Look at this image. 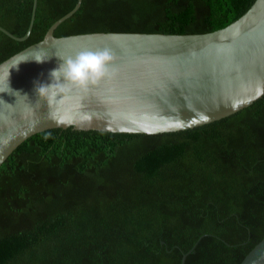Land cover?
Returning a JSON list of instances; mask_svg holds the SVG:
<instances>
[{
	"label": "trees",
	"instance_id": "16d2710c",
	"mask_svg": "<svg viewBox=\"0 0 264 264\" xmlns=\"http://www.w3.org/2000/svg\"><path fill=\"white\" fill-rule=\"evenodd\" d=\"M254 2L83 0L55 35L205 33ZM33 3L0 0V25L24 36ZM76 3L38 0L26 40L0 30V63ZM263 238L264 95L185 130L48 129L0 166V264H240Z\"/></svg>",
	"mask_w": 264,
	"mask_h": 264
},
{
	"label": "water",
	"instance_id": "95a60500",
	"mask_svg": "<svg viewBox=\"0 0 264 264\" xmlns=\"http://www.w3.org/2000/svg\"><path fill=\"white\" fill-rule=\"evenodd\" d=\"M56 20L44 38L0 63V166L27 138L53 128L158 134L202 126L264 95V0L225 27L192 34L90 32L56 36L81 6ZM13 39L26 40L34 25ZM109 50L110 75L87 89L75 84L53 104L35 91L50 70L80 52ZM44 61V62H37ZM164 241H162V244ZM193 248L184 253L181 264ZM240 264H264V238Z\"/></svg>",
	"mask_w": 264,
	"mask_h": 264
},
{
	"label": "clouds",
	"instance_id": "9594fccd",
	"mask_svg": "<svg viewBox=\"0 0 264 264\" xmlns=\"http://www.w3.org/2000/svg\"><path fill=\"white\" fill-rule=\"evenodd\" d=\"M113 59L114 56L109 50L80 52L50 70L51 82H38L35 91L51 105L59 94L69 91L68 85L75 84L87 89L89 84H97L102 78L110 75L108 64Z\"/></svg>",
	"mask_w": 264,
	"mask_h": 264
}]
</instances>
